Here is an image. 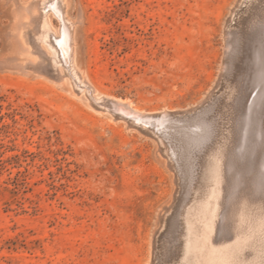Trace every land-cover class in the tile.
I'll list each match as a JSON object with an SVG mask.
<instances>
[{"label":"rangeland","instance_id":"1","mask_svg":"<svg viewBox=\"0 0 264 264\" xmlns=\"http://www.w3.org/2000/svg\"><path fill=\"white\" fill-rule=\"evenodd\" d=\"M251 2L257 5L254 18L239 34H227ZM261 3L264 0H63L72 24L74 78L70 57L55 64L54 51L39 39L46 10L42 0H0V264H177L186 212L203 191L205 157L222 151L226 157L235 155L242 144L244 108L233 100L251 89L253 98L259 89ZM53 16L50 12L47 19L57 29L62 17ZM119 107L138 109L140 115L134 119L125 113L123 118ZM205 118L213 134L209 131L194 151L176 131ZM225 138L232 141L228 144ZM180 164L191 167L190 173ZM244 188L233 186L234 199L229 197L221 209L226 218L218 220L221 229L216 233H223L220 238L226 241L244 229L241 212L264 216V197ZM244 194L252 198L244 200Z\"/></svg>","mask_w":264,"mask_h":264},{"label":"bare ground","instance_id":"2","mask_svg":"<svg viewBox=\"0 0 264 264\" xmlns=\"http://www.w3.org/2000/svg\"><path fill=\"white\" fill-rule=\"evenodd\" d=\"M63 0H42V4H43V8L46 9L44 10V17H43V20H42V29H41V34H40V37L39 39L46 45H48V47L50 48V50H53V54H54V57L52 58L55 62V64L57 65H61L62 62L64 61V58H67V57H70V63H67L69 64V68H70V71H71V75L74 77V78H78L77 76V71H76V67H75V64H74V55H73V59L71 57V54L73 52V48H74V45L72 46V34L70 32V29H71V26L72 24L69 22L67 16H65V13L63 11V7L61 4ZM241 1V0H240ZM249 1V0H248ZM258 1V0H257ZM262 2V1H261ZM64 3V2H63ZM241 3V2H240ZM240 3H238L240 5ZM244 3V1H243ZM255 3H257L255 1ZM251 2L249 5H247L246 9L243 11V14L241 15L240 19H238L239 21L237 22L236 26L233 28V30H231V32H226L227 34H233V35H236V33H238V31H240L246 23L250 22L251 20V17H253V13L255 11V9L257 8V5ZM37 4V3H36ZM263 4V3H261ZM238 5V6H239ZM264 5V4H263ZM37 6V5H36ZM35 6V7H36ZM64 6V5H63ZM243 6V5H241ZM245 6V5H244ZM260 7V6H258ZM264 7V6H263ZM65 8V7H64ZM39 8H37L38 10ZM237 9V8H236ZM40 11V10H39ZM42 13V11H40ZM54 14V16L57 14H59L60 17H62V24L57 28V29H53L52 28V25L51 23L48 21L47 19V16L50 14ZM238 13V11L236 12ZM256 13V12H255ZM260 13V12H259ZM43 14V13H42ZM41 14V15H42ZM234 16V11L232 13ZM40 15V16H41ZM236 15V14H235ZM238 16H240V13L237 14ZM263 15V14H262ZM53 16V17H54ZM236 16V17H238ZM50 17V16H49ZM254 18V17H253ZM261 18V17H260ZM60 20V18H58ZM237 19V18H236ZM232 19H230L231 21ZM250 20V21H249ZM256 20V19H255ZM254 20V21H255ZM234 22V21H233ZM236 22V21H235ZM253 22V21H252ZM59 23V22H58ZM230 23V22H229ZM228 23V24H229ZM255 24V23H254ZM231 25V24H230ZM229 27V25H228ZM249 27H250V24H249ZM254 27V26H253ZM258 27V26H256ZM231 28V29H232ZM252 28V27H251ZM249 29V28H247ZM253 29V28H252ZM230 30V29H228ZM227 30V31H228ZM40 31V29L38 30ZM258 31V30H257ZM260 31V30H259ZM255 32V31H253ZM38 33V32H37ZM226 34V35H227ZM239 34V33H238ZM242 34V33H241ZM252 36V35H251ZM249 36V37H251ZM256 36V35H255ZM231 37H233L231 35ZM244 37V36H243ZM253 37V36H252ZM251 37V40H253ZM257 37V36H256ZM235 38V37H234ZM239 37L235 38L237 40ZM54 39L56 40L57 44L54 42ZM229 39L231 38H227V44L225 45V53L226 56L229 54V45L230 44V41ZM233 39V38H232ZM246 39V38H245ZM226 40V39H225ZM224 40V42H225ZM249 40V39H247ZM243 41V40H242ZM255 43L254 45H256V39L254 40ZM260 41V40H259ZM233 42H236V41H233ZM240 43V41H238ZM246 42V41H245ZM249 42V41H248ZM246 42V43H248ZM232 43V42H231ZM243 43V42H242ZM240 43V44H242ZM251 43V41L249 42ZM244 45H247L245 43H243ZM259 44V43H258ZM241 46V45H240ZM249 48L251 45H249ZM248 46L245 47V49L247 48V51L245 53L248 54ZM253 46V45H252ZM239 47V46H238ZM48 48V49H49ZM241 48V47H240ZM252 48V47H251ZM254 48V47H253ZM236 49V48H235ZM244 49V48H242ZM256 49H258L256 47ZM255 49V50H256ZM250 50V49H249ZM252 50V49H251ZM250 50V51H251ZM242 51V50H240ZM240 51H237V52H240ZM249 51V52H250ZM254 51V50H253ZM257 51V50H256ZM233 52V51H232ZM235 52V51H234ZM244 52V51H243ZM74 53V52H73ZM242 53V52H240ZM245 53H243L245 55ZM257 55H256V60H257V68H256V73H257V81L259 82V89L256 90L258 91L257 94H255L256 96L255 97H251L252 95V89H251V93L249 92L248 94H239L238 96H236V98H234L233 101L236 102V104H238L241 108H244V123H243V137H242V144L239 146L240 147V150L239 152H237V154H233V155H230L228 157L224 156V151H222L223 149H221V151L223 152H217L216 154H212L209 159H206V163H203V165H201V170L203 172V191L200 195H198V198H196V200L194 201V203L191 205V207L188 208L187 212H186V216H185V230L183 232V230H181V232L184 233V238H183V241L181 242V253H180V259H177L179 260V262L177 264H264V216L262 213H256V214H253V216H250L248 215L246 212H241V217H240V221L241 223L245 224V227H243L244 229L242 231H240V233L238 232V234H236V236L233 238V240L231 241H226V237L223 236V238H220L222 236V232L224 231V234H225V229H222V234L220 236H217L218 234L216 233L217 230H220V229H217V224L219 225V222L218 220L220 221L222 218H226L225 217V213L222 215V212H221V209H223V205L226 203L227 199L231 197L232 195V190H233V186L234 187H241V190L242 188L243 191H245V189L249 190V192H252L253 195L257 194L258 196L260 195V197H264V48H261L260 51L256 52ZM236 54H239V53H236ZM243 54H240V55H243ZM51 55H52V51H51ZM53 56V55H52ZM226 56L224 58V60L226 59ZM239 56V55H238ZM247 56V55H246ZM230 57V56H229ZM243 57V56H242ZM228 58V56H227ZM245 58V57H243ZM230 59V58H229ZM228 59V60H229ZM238 59V57H237ZM227 60V61H228ZM239 60V59H238ZM244 60V59H243ZM231 61V60H229ZM228 61V62H229ZM65 62V61H64ZM224 62V61H223ZM243 62V61H242ZM227 63V62H226ZM251 63V62H250ZM254 63V61H253ZM65 64V65H67ZM225 62L223 63V65L221 66L222 67V71H223V66H224ZM234 64H235V60H234ZM243 64V63H242ZM247 64V63H246ZM246 64H243V66ZM71 65V66H70ZM248 65V64H247ZM253 65V64H252ZM251 65V67H252ZM250 66V65H249ZM65 67V66H64ZM255 67V66H254ZM68 68V67H66ZM247 69V66L245 67ZM249 68V67H248ZM231 69H232V66H231ZM245 69V70H246ZM250 69V68H249ZM253 69V67H252ZM251 69V70H252ZM239 70V69H238ZM255 70V69H253ZM69 71V70H68ZM226 72V71H224ZM241 72V71H240ZM249 72H251L249 70ZM247 72V73H249ZM242 73V72H241ZM252 73H255V72H252ZM251 73V74H252ZM223 74V73H222ZM222 74L220 76H222ZM243 74V73H242ZM249 75V74H247ZM228 76V74H227ZM226 76V77H227ZM230 76V74H229ZM241 76V75H240ZM246 76V73L245 75ZM224 78V77H223ZM229 78V77H227ZM249 79V77H247ZM251 78H255V77H251ZM222 79V77H221ZM80 80V79H79ZM220 80V79H219ZM227 80V79H226ZM251 80V79H250ZM221 81V80H220ZM241 81V80H240ZM247 81V80H246ZM253 81V79H252ZM251 81V82H252ZM78 82V81H77ZM229 82V80H228ZM237 82V81H236ZM250 82V81H249ZM250 82V83H251ZM226 83V82H225ZM230 83V82H229ZM246 83V82H244ZM235 84V83H234ZM240 84V83H239ZM83 85V84H82ZM227 85H230V84H227ZM231 85H233L231 83ZM244 85V84H243ZM224 86V87H225ZM235 86V85H234ZM246 86V84H245ZM244 86V88H245ZM255 86V85H254ZM83 87V86H82ZM88 87V86H87ZM258 87V86H257ZM229 87H227V89L223 88L224 91L226 90H231L232 86L228 89ZM243 88V87H242ZM241 88V89H242ZM85 89V88H84ZM233 89V88H232ZM88 90V89H87ZM89 90L91 91L90 87H89ZM234 90V89H233ZM238 90V89H237ZM254 90V89H253ZM216 91V90H215ZM223 91V90H222ZM236 91V90H235ZM221 92V91H220ZM229 92V91H228ZM228 92H225L228 96ZM223 93V92H222ZM224 93V94H225ZM231 93V91H230ZM235 93V92H234ZM219 94V93H218ZM225 94V96H226ZM232 94V93H231ZM236 95V94H234ZM234 95H232L234 97ZM218 96V95H217ZM216 96V97H217ZM221 96H223V94H221ZM220 96V97H221ZM92 97V95H91ZM212 97V96H211ZM93 98V97H92ZM213 98V97H212ZM219 98V97H218ZM218 98H217V102H218ZM222 98V97H221ZM224 98V96H223ZM222 98V99H223ZM227 98V97H226ZM225 98V99H226ZM229 98V96H228ZM210 99V98H209ZM208 99V100H209ZM112 100V99H111ZM126 100V99H125ZM207 100V101H208ZM213 100H215L213 98ZM104 102V100H102ZM110 101V100H109ZM113 101V100H112ZM116 101V100H115ZM114 101V102H115ZM127 101V100H126ZM206 101V102H207ZM212 101V99H211ZM226 101V100H224ZM232 101V100H231ZM125 102V101H123ZM131 102V101H130ZM215 102V101H214ZM222 102V101H221ZM100 102H98L99 104ZM111 103V101H110ZM110 103L107 102V104L109 105ZM113 103V102H112ZM132 103V102H131ZM213 103V102H212ZM219 103V102H218ZM233 103V102H232ZM102 104V103H101ZM100 104V105H101ZM106 104V103H105ZM214 104V103H213ZM226 104V103H225ZM228 104V102H227ZM104 105V104H103ZM111 105V104H110ZM114 105V104H113ZM111 105V107L113 106ZM124 105V106H127L125 104H121V106ZM207 105V104H205ZM216 105V103H215ZM214 105V107H215ZM106 106V105H105ZM115 106V105H114ZM123 106V107H124ZM212 106V104H211ZM236 106V105H235ZM123 107H119V111L118 113H121V110L123 111V115L126 113L127 117H129L130 115H133V118L134 117H138V115H140V111L138 109H134V108H131V107H128V108H123ZM213 107V108H214ZM109 108V106H108ZM226 108V107H224ZM110 109V108H109ZM203 109H206V107H203ZM218 108H215V110H217ZM222 109V108H221ZM228 109V108H227ZM235 109V108H234ZM115 110V109H114ZM114 110H111L114 112ZM117 110V111H118ZM207 110V109H206ZM219 110V109H218ZM224 110V109H223ZM226 110V109H225ZM232 110V109H231ZM243 109H241L242 111ZM197 111V110H196ZM208 111V110H207ZM206 111V112H207ZM222 111V110H221ZM227 111V110H226ZM165 112V111H164ZM205 112V111H204ZM210 112V111H209ZM230 112V111H229ZM235 112V111H234ZM117 113V114H118ZM142 113V112H141ZM213 112H211L212 114ZM233 112H231L232 114ZM130 114V115H129ZM151 114V113H150ZM150 114H145V115H150ZM160 114V113H159ZM189 114V113H188ZM191 114V113H190ZM199 114V112H198ZM201 114V112H200ZM210 114V115H211ZM219 114V113H218ZM226 114V113H225ZM122 115V117H123ZM129 115V116H128ZM164 115V114H163ZM167 115V113H166ZM171 115V114H170ZM193 115V114H191ZM213 115V114H212ZM224 115V114H223ZM236 115V114H235ZM151 116V115H150ZM162 116V115H161ZM160 116V117H161ZM165 116V115H164ZM163 116V117H164ZM218 116V115H217ZM234 116V115H233ZM238 116V115H237ZM236 116V117H237ZM241 116V115H240ZM243 116V115H242ZM120 117V115H119ZM147 117V116H146ZM172 117V116H171ZM178 117V116H177ZM189 117V116H188ZM187 117V118H188ZM213 118V116H211ZM236 117H233L235 118L234 120H236ZM125 118V115L124 117ZM132 118V120H133ZM165 118V117H164ZM186 118V117H184ZM199 118V117H198ZM208 118V117H207ZM207 118H205V120L203 121H198L194 124H191V125H185L184 128L186 129H183V130H178L177 129V133H182L183 135H180V138L183 136L186 141L187 144L190 145V148L192 147L193 150H194V146H197L200 145L202 143V141L204 139H206V137L209 135L208 132L211 131L212 133V130H208V125H210L207 120ZM218 118V117H217ZM238 118V121H239V116L237 117ZM243 118V117H242ZM131 119V117H130ZM135 119V118H134ZM143 119V118H141ZM172 119V118H171ZM183 119V117H182ZM202 119V118H201ZM227 119V117H226ZM232 119V117H231ZM158 120V119H157ZM161 120V118H160ZM164 120V119H163ZM177 120V119H176ZM180 120V119H179ZM210 120H213V119H210ZM149 121V120H147ZM172 121V120H171ZM189 121V120H188ZM243 121V120H242ZM133 122L137 123L136 121L133 120ZM140 121H138L139 123ZM165 124L166 122L163 121ZM175 122V121H174ZM181 122V121H180ZM218 122V121H217ZM229 122H231L229 120ZM237 121H235V124H236ZM155 123V122H154ZM159 123H161L160 121L158 122V125ZM215 123V122H213ZM223 123V121H222ZM221 123V124H222ZM225 123V122H224ZM228 123V122H227ZM232 123V122H231ZM240 123V121L238 122ZM237 123V124H238ZM140 124V123H139ZM142 124V123H141ZM146 124V123H145ZM149 124V122H148ZM157 124V123H156ZM172 124V123H171ZM219 124V125H221ZM242 124V123H240ZM239 124V126H241ZM147 125V124H146ZM145 125V126H146ZM157 125V126H158ZM177 125V124H176ZM214 125V124H213ZM218 125V123H217ZM227 125V124H226ZM225 125V126H226ZM231 125V124H229ZM170 126V125H169ZM216 127V125H214ZM222 126V125H221ZM228 126V125H227ZM233 125H231L232 127ZM235 126L234 125V131H237L238 129H240L239 127H237L238 129L235 130ZM149 127V126H148ZM147 127V128H148ZM194 129H193V128ZM215 127L213 129H215ZM154 128V127H153ZM169 128V127H168ZM172 128V125L171 127ZM221 128V127H220ZM229 129H231L230 127H228ZM163 129V127H162ZM161 129V130H162ZM165 129V128H164ZM217 129V127H216ZM215 129V132H217V130ZM155 130V129H154ZM168 130V129H167ZM176 130V129H175ZM222 129H218L219 133ZM225 130V128H224ZM223 130V131H224ZM160 131V130H159ZM170 132V129L168 130ZM239 131V130H238ZM175 132V131H174ZM226 132V131H224ZM240 132V131H239ZM171 135H172V132H170ZM168 135V132L165 133ZM213 134V133H212ZM218 134V132L216 133ZM226 134L228 135V133L226 132ZM226 134H222L224 135V137L226 136ZM236 134H238L236 132ZM170 135V134H169ZM170 135V136H171ZM176 135V134H175ZM174 136V135H173ZM211 136V134H210ZM214 136V135H213ZM220 136V135H218ZM172 137V136H171ZM221 137V136H220ZM227 137V136H226ZM230 137V135L228 136ZM169 138V137H168ZM172 138H176V136L172 137ZM211 138V137H210ZM213 138V137H212ZM170 139V138H169ZM177 139V138H176ZM182 139V138H181ZM180 139V140H181ZM227 140V138H225ZM234 139H236L234 137ZM209 140V139H208ZM214 140H215V137H214ZM230 140V139H229ZM228 141V144L230 141H232V139ZM206 141V140H205ZM218 141L221 142V140L218 139ZM223 141V140H222ZM177 142H178V139H177ZM207 142V141H206ZM209 142V141H208ZM213 142V141H212ZM217 141H214L213 143V146L215 145ZM225 142V141H224ZM223 142V143H224ZM222 143V144H223ZM232 143V142H231ZM239 143V142H238ZM171 144V143H170ZM211 144V143H210ZM220 144V143H219ZM178 144H176L177 146ZM208 145V144H207ZM221 145V144H220ZM232 145V144H231ZM172 146V144H171ZM212 146V145H211ZM225 146V145H224ZM229 146V145H228ZM168 147V146H167ZM178 147V146H177ZM186 147V146H185ZM185 147L183 150H185ZM203 147V145H202ZM220 147V146H219ZM230 147V146H229ZM229 147L227 150H229ZM173 148V146H172ZM205 148V146H204ZM209 148V147H208ZM213 148V147H212ZM216 149V147H214ZM213 148V149H214ZM235 148V147H233ZM219 149V148H218ZM225 149V150H226ZM231 149V147H230ZM201 150V148H200ZM204 150V149H203ZM211 150V149H210ZM209 150V151H210ZM226 150V151H227ZM232 152H233V149H231ZM229 150V151H231ZM178 151V150H177ZM188 152H191L189 150H186ZM195 151V150H194ZM205 151V150H204ZM208 151V150H207ZM205 151V152H207ZM212 151V150H211ZM172 152H173V149H172ZM198 152V151H197ZM213 152V151H212ZM167 153V152H166ZM176 153V152H175ZM193 153V151H192ZM201 153V152H199ZM204 152H202L203 154ZM215 153V152H214ZM229 153V152H228ZM234 153V152H233ZM172 154V153H171ZM187 154V152H186ZM185 154V155H186ZM206 154V153H205ZM204 154V155H205ZM230 154V153H229ZM208 154H206L207 156ZM173 156V155H172ZM171 156V157H172ZM182 156V155H180ZM184 156V155H183ZM189 156V155H188ZM195 156V154L193 155ZM192 156V158H193ZM197 157V156H196ZM193 159V162L191 163H194V160L195 158ZM200 157V155H199ZM186 158V157H185ZM198 158V157H197ZM174 159V158H173ZM182 159V157H181ZM180 157L178 158V160H181ZM199 159V158H198ZM201 159V157H200ZM199 159V160H200ZM204 159V158H203ZM201 159V160H203ZM184 160V159H182ZM186 160V159H185ZM197 161V160H196ZM180 162V161H179ZM183 162V161H182ZM185 162V161H184ZM190 162V160H189ZM203 162V161H202ZM201 162V163H202ZM205 162V160H204ZM185 163H188V162H185ZM175 164V163H174ZM197 165V164H196ZM199 165V164H198ZM182 166L183 163H182ZM188 167V166H186ZM183 168L184 170L186 169ZM190 167V166H189ZM194 167H197L194 165ZM200 167V166H198ZM180 168H181V164H180ZM179 168V169H180ZM181 168V169H182ZM193 169V167H192ZM196 169V168H194ZM200 169V168H199ZM198 169V170H199ZM188 170V169H186ZM189 170H191V167L189 168ZM188 170V172H189ZM183 171V170H181ZM186 172V171H185ZM195 172V170H194ZM192 172V173H194ZM187 173V172H186ZM190 173V172H189ZM188 173V174H189ZM196 173V172H195ZM199 173V172H198ZM181 174V173H180ZM185 174V173H184ZM183 174V175H184ZM187 175V174H186ZM185 175V176H186ZM190 175V174H189ZM195 175V174H194ZM179 177V176H178ZM182 177V176H181ZM189 177V176H188ZM188 177H185L188 178ZM200 177L199 176V181H200ZM183 178V177H182ZM195 178V176L193 177ZM184 179V182H186ZM189 179V178H188ZM187 179V180H188ZM183 180V179H182ZM190 180V179H189ZM188 180V181H189ZM197 180V182H199ZM183 182V183H184ZM190 182V181H189ZM188 182V183H189ZM193 183V182H192ZM197 184V183H196ZM200 184H201V181H200ZM179 185V184H178ZM196 186V185H195ZM199 186V184H198ZM197 186V187H198ZM201 186V185H200ZM186 187V186H185ZM188 187H186L187 189ZM193 188V187H192ZM202 187H200L199 189H201ZM190 189V188H189ZM189 189H187L188 191H190ZM185 190V191H187ZM240 190V189H239ZM238 190V191H239ZM240 190V191H241ZM236 191V190H235ZM183 192V191H182ZM189 193V192H188ZM193 193V192H192ZM191 193V194H192ZM199 193V192H197ZM255 193V194H254ZM194 194V193H193ZM193 194L191 196H193ZM236 194V193H235ZM243 194V193H242ZM240 194V195H242ZM248 194V193H247ZM181 195H183L181 193ZM179 196L181 197L182 199L185 198L183 196ZM185 195H186V192H185ZM188 195V194H187ZM238 193H237V197H238ZM246 195V194H244ZM236 196H234L235 198H237ZM189 197V196H188ZM194 197V196H193ZM197 197V196H196ZM248 197H250L248 195ZM247 195L244 197V200L245 198H248ZM252 198V196L250 197ZM257 198V197H256ZM180 199V198H179ZM234 199V198H232ZM243 199V198H242ZM264 198H260V200H262ZM186 199H184L185 201ZM230 200V199H229ZM237 200L240 201V198L239 199H236V203L238 202ZM249 201V198L247 199ZM246 200V201H247ZM181 201V199H180ZM179 201V202H180ZM189 201V200H188ZM234 200H232L233 202ZM231 202V201H229ZM182 203V202H181ZM180 203V204H181ZM184 203V202H183ZM190 203V202H188ZM228 203V202H227ZM239 203V202H238ZM230 204V203H229ZM260 204V203H259ZM179 205V204H178ZM183 205V204H182ZM186 205V204H185ZM184 206V205H183ZM263 206V205H262ZM229 208V206H227ZM233 207V206H232ZM231 207V208H232ZM264 207V206H263ZM180 208V206H179ZM178 209V208H176ZM184 209V208H183ZM234 209V208H232ZM226 210V208H225ZM173 211V210H172ZM171 211V212H172ZM234 211V210H233ZM231 211V212H233ZM246 211V210H245ZM253 213L254 211L251 210ZM262 211V210H261ZM178 212V211H177ZM230 212V210H229ZM235 212H237L235 210ZM181 212H179L178 214H180ZM170 215V214H169ZM182 215V213H181ZM180 215V216H181ZM177 217H179L178 215H176ZM222 216V217H221ZM229 216V215H227ZM231 216V215H230ZM232 217V216H231ZM228 219H231V218H228ZM175 220V219H174ZM179 220V218L177 219ZM226 220V219H225ZM171 221H172V218H171ZM231 221V220H230ZM234 221V220H233ZM178 222V221H177ZM181 222V219L179 221V223ZM171 223V222H170ZM176 223V222H175ZM177 223V224H179ZM226 223V221L224 222ZM165 224V223H164ZM182 225V222L180 223ZM174 225V224H172ZM228 225V224H227ZM241 225V224H240ZM170 226V225H169ZM175 228H176V225H174ZM244 226V225H243ZM168 227V226H167ZM179 228H177L178 230L180 229L181 226H178ZM182 227H184V225H182ZM223 227V226H222ZM231 227V226H230ZM241 228V227H240ZM183 229V228H182ZM227 229V228H226ZM229 229V228H228ZM242 229V228H241ZM176 230V229H174ZM232 231V229H230ZM240 230V229H239ZM234 233V232H233ZM164 234V233H163ZM179 234V233H178ZM175 233V235H178ZM181 234V233H180ZM228 234V232H227ZM168 235V234H167ZM169 235H171L169 233ZM229 235V234H228ZM231 235V234H230ZM229 235V236H230ZM227 236V235H226ZM163 237V235H162ZM167 237V236H166ZM171 236H169L168 238H170ZM176 237V236H174ZM179 237V236H178ZM177 237V238H178ZM225 238V239H224ZM228 239V238H227ZM177 240V239H176ZM169 241V240H167ZM173 242H177L179 243V240L178 241H174ZM174 243V244H175ZM168 244V243H167ZM170 244V242H169ZM168 244V245H169ZM173 245V244H172ZM179 245V244H178ZM177 246V245H176ZM175 246V247H176ZM164 248V247H163ZM167 248H170V247H167ZM173 248V247H172ZM160 249V248H159ZM248 250L251 251V254L248 253ZM169 252V251H168ZM170 253V252H169ZM168 253V254H169ZM177 253V251H176ZM175 253V254H176ZM166 254V255H168ZM174 254V253H173ZM158 257V256H157ZM162 258V257H161ZM161 258H160V261H161ZM169 258V257H168ZM157 260H159V258H157ZM166 260V259H165ZM175 259H173L174 261ZM176 260V261H177ZM156 261V260H155ZM169 261V260H168ZM172 261V262H173ZM159 262V261H158ZM164 262V260H163ZM162 262V263H163ZM171 262V261H170ZM167 263V261L165 262ZM161 264V263H160ZM175 264V263H174Z\"/></svg>","mask_w":264,"mask_h":264}]
</instances>
